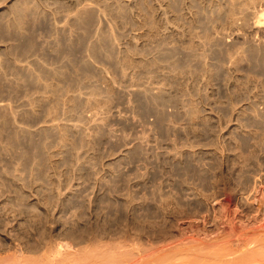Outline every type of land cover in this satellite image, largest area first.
Wrapping results in <instances>:
<instances>
[{"label":"rangeland","instance_id":"374dc122","mask_svg":"<svg viewBox=\"0 0 264 264\" xmlns=\"http://www.w3.org/2000/svg\"><path fill=\"white\" fill-rule=\"evenodd\" d=\"M262 11L0 0V255L36 221L87 238L171 230L212 190L264 178Z\"/></svg>","mask_w":264,"mask_h":264},{"label":"bare ground","instance_id":"6f19581e","mask_svg":"<svg viewBox=\"0 0 264 264\" xmlns=\"http://www.w3.org/2000/svg\"><path fill=\"white\" fill-rule=\"evenodd\" d=\"M259 15L256 22L263 24L264 11ZM259 178L260 183L255 178L254 183L239 189L207 192L206 198L213 197L215 202L197 212L180 214L171 230L157 225L145 233L137 227L134 231L132 220L133 227L127 229L130 225L127 223L121 233L108 230L117 235L97 238L99 235L88 232L96 237L89 240L87 233L73 225H62L58 230L47 223H29L30 227L22 235L13 229L20 235L16 240L13 237L16 241L13 252L0 255V264H264V178L261 175Z\"/></svg>","mask_w":264,"mask_h":264}]
</instances>
